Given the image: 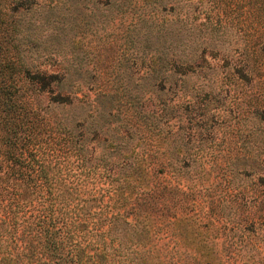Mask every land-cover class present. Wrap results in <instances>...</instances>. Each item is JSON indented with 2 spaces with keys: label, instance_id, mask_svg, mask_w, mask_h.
Listing matches in <instances>:
<instances>
[{
  "label": "trees",
  "instance_id": "obj_1",
  "mask_svg": "<svg viewBox=\"0 0 264 264\" xmlns=\"http://www.w3.org/2000/svg\"><path fill=\"white\" fill-rule=\"evenodd\" d=\"M37 7V0L0 1V264H188L194 254L203 257L201 239L183 220L215 122L206 105L190 107L176 93L175 73H192L191 63L41 69V56H58L61 33L44 37L43 22L32 19ZM261 154L252 168L261 169ZM240 157L237 164L246 165ZM176 174L187 176L186 191ZM259 186L257 220L241 225L248 230L264 226L262 177Z\"/></svg>",
  "mask_w": 264,
  "mask_h": 264
},
{
  "label": "rangeland",
  "instance_id": "obj_2",
  "mask_svg": "<svg viewBox=\"0 0 264 264\" xmlns=\"http://www.w3.org/2000/svg\"><path fill=\"white\" fill-rule=\"evenodd\" d=\"M37 1L32 19L43 22L44 37L61 33L58 56H41V69H170V59H188L193 72L175 73L176 93L190 107L206 105L215 122L205 133L193 210L183 220L204 256L188 264H264V226H241L257 220L263 196L253 200L264 163L251 164L264 157V0ZM154 102H145L149 110ZM237 155L247 164H237ZM176 176L186 191L187 176Z\"/></svg>",
  "mask_w": 264,
  "mask_h": 264
}]
</instances>
